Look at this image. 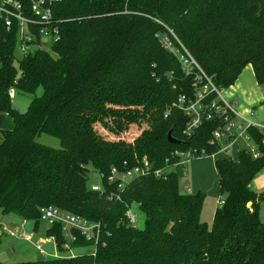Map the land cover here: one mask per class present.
<instances>
[{"label":"trees","instance_id":"obj_1","mask_svg":"<svg viewBox=\"0 0 264 264\" xmlns=\"http://www.w3.org/2000/svg\"><path fill=\"white\" fill-rule=\"evenodd\" d=\"M15 1L37 19L38 0ZM43 6L58 39L41 49V27L30 25L36 50L21 59L19 23L8 28L0 15V112L14 122L0 142V210L33 221L38 232L41 209L54 207L101 223L102 237L93 253L14 264H264V192L250 188L264 169V132L249 130L258 157L243 148L236 161H216L224 199L211 226L201 219L203 192L183 194L172 170L166 179L153 174L175 163L174 151L219 150L209 141L223 119L204 121L188 135L190 118L178 107L181 97L196 98L199 72L223 91L251 66L264 86V0H45ZM164 39L198 69L187 74ZM38 87L44 93L26 112L14 108L10 91L34 95ZM217 97L212 92L204 102ZM170 130L181 145L167 142ZM41 134L57 138L61 148L39 143ZM144 159L150 175L123 191L118 181L108 182L113 169L124 173ZM91 174L102 191L89 186ZM133 205L144 215L142 229L126 217ZM46 237L64 252L60 224L48 226ZM93 246L82 237L70 244Z\"/></svg>","mask_w":264,"mask_h":264},{"label":"built area","instance_id":"obj_2","mask_svg":"<svg viewBox=\"0 0 264 264\" xmlns=\"http://www.w3.org/2000/svg\"><path fill=\"white\" fill-rule=\"evenodd\" d=\"M53 1V0H50ZM45 0H38L32 5V11L37 16L35 20L28 19L22 7V4L15 0H3L0 3V15L5 18V24L10 28L13 21L19 23L20 26V43L18 45L19 51H24L27 53L31 50V43L33 42V36L29 32L30 25L40 26L41 33V44L50 43L57 41L58 30L53 28L49 30V25L52 20V13L49 8L44 7ZM46 25V26H45ZM167 49L173 52L179 57L184 71L190 74L194 69H198V65L195 60L183 49L184 53L173 48L172 44L168 39H164ZM41 45V46H42ZM39 45V47H41ZM32 51V50H31ZM197 83L202 84L200 90L197 92L196 98L194 100H187L185 97H181L178 101V107L190 118L187 125V130L185 133L188 135L196 128H198L204 121H209L215 118L223 119L224 125L213 131L209 143L211 145H218L219 150L216 154L221 152H230L232 147L239 143L241 140L252 141L249 130L252 128L258 129L264 132V124L256 123L251 120L255 117L254 112H249L250 116H245L238 111H236L222 96V91H217L215 86L212 84L211 80L207 79L204 73L199 72L197 75ZM216 92L218 97L210 102L205 103L207 96ZM10 96L14 97V91H10ZM254 143V142H253ZM248 149L253 157H258L259 153L254 145L251 147H244ZM240 151V150H239ZM208 154L205 150L191 149L188 151H174L172 153V159L175 163L166 171L157 170L153 174L157 178H165V172L175 171L177 167L185 168L192 160L207 157ZM152 173L151 166L147 161L143 160V165L136 166L132 169L127 170L124 173H120L116 169L111 171L108 177L109 183L119 182V190L123 191L127 184L134 178L140 176H147ZM93 191H102V186L100 184H95L92 186ZM109 200L114 199V194L108 196ZM117 199L119 197L117 196ZM219 204V203H218ZM126 217L131 226L136 227L137 217L134 215L131 209L126 213ZM40 220L47 223L48 226H54L60 224L63 235L66 239L64 244L65 249H71L70 244L77 241L79 237L85 238L86 241H91L94 243V252L97 249L98 244L102 237V224L97 222H90L81 218L80 216L65 213L54 207H45L41 209ZM23 238L26 240H32L31 235L23 234ZM50 241L54 242L56 248V242L54 237L48 238ZM37 249L41 254L44 253L40 243H37Z\"/></svg>","mask_w":264,"mask_h":264},{"label":"rangeland","instance_id":"obj_3","mask_svg":"<svg viewBox=\"0 0 264 264\" xmlns=\"http://www.w3.org/2000/svg\"><path fill=\"white\" fill-rule=\"evenodd\" d=\"M50 44H43L40 48L49 50ZM32 50H36V47H30ZM24 51H16V58L21 59L23 57ZM242 81L247 83V85L251 86V93L249 95L250 101L255 100V108L251 109L257 114L253 119H264V86H259L255 78L253 76L252 68L249 66L245 68L242 73ZM44 93L43 87H38L34 95L29 94H20L16 93L12 98V104L14 108H16L19 112L24 113L27 111L30 103L35 98L41 97ZM231 92L227 90H223L221 96L239 113L243 114L244 99L242 100L239 97H230L229 94ZM244 105V106H242ZM250 110V111H251ZM249 116V115H246ZM133 131L136 132L135 128H132ZM39 143L49 146L54 149L61 148L60 141L57 138L52 136L41 134L36 139ZM254 143L252 141L241 140L238 144L232 147L230 152H221L215 154L213 156L202 157L198 159L192 160L188 165L183 167H177L175 169L176 173L180 179L181 192L183 194H193L199 191L203 192L206 195L204 202V214L208 215V219L211 218L212 214L215 211V208L218 205V201H222L224 196L220 193V185H219V176L218 172L215 168V163L219 159H232L236 161L239 157V150L244 147H254ZM264 174V169L254 178L253 181L258 179L260 175ZM252 181V182H253ZM89 186L100 184V180L97 174H91L89 178ZM252 184V183H251ZM253 187V184H252ZM132 212L137 217V228L142 229L144 227V215L140 212L137 205H133L131 207ZM1 211V210H0ZM9 219H19L16 216L5 217L3 223H0V238L2 240V246L0 247V260L6 264H14L20 262H30L37 261L39 258H43L45 260L53 259V258H74L79 255H85L89 253H93L95 248H80V249H65L64 252L58 251L54 242H51L48 246H44V249L47 253L41 254L36 248V242L39 238L47 239L46 237V229L48 224L41 221L39 223V231L35 235L33 240L27 241L23 238V234L19 231L17 227L11 226L8 222ZM2 224L4 227H1ZM210 224V223H209ZM34 222H27L25 229H29L33 227ZM15 250V252L13 251ZM16 251L18 255H16ZM5 256L9 257V259H5ZM55 256V257H54Z\"/></svg>","mask_w":264,"mask_h":264},{"label":"crops","instance_id":"obj_4","mask_svg":"<svg viewBox=\"0 0 264 264\" xmlns=\"http://www.w3.org/2000/svg\"><path fill=\"white\" fill-rule=\"evenodd\" d=\"M249 67L252 68L251 66H249ZM253 76H254V73H253ZM241 78H242V74L239 77V79L237 80V82L235 83V85L232 86L231 88H229L228 90L231 92L229 94L230 97H239L242 100L244 99L243 100L244 101L243 104L246 105V106H244V105H242V106H244L243 107V109H244L243 113L246 116V115H249V112H254V110H251V109L255 108L254 105L257 102H255V100H253V101L251 100L250 101L249 99H246V98H249V95L251 93V86L247 85V83H244ZM254 78H255V76H254ZM255 116H257L256 113H255ZM251 120L255 121L256 123L264 124V119H251ZM13 128H14L13 119L7 113L0 112V142L3 140L2 131L12 130ZM252 184H253V187H252ZM252 184L250 185V188L254 192H256V193L264 192V174L263 175L261 174L258 179H256L255 181L252 182ZM193 194H195V193H193ZM220 201H218V203ZM216 208H215V211H216ZM215 211L212 214L211 218L208 219V217H207L208 215L204 214V207H203L201 219L208 226H211V224L213 222ZM259 217H260V219L262 221H264V202H262L261 205H260ZM4 220H5V217L2 216V212L0 211V223H3ZM8 222L10 223L11 226L17 227L19 229V231L21 232V234L25 233L27 235H31L32 236V240L34 239V237H36L35 235L38 233V232H36L34 230V225H33V227H31V228H29L27 230L25 229V231L23 232V229L25 228L26 223L27 222H33V221H23V220H21L19 218V219H16V221H14L13 219H9ZM2 227H4L3 224H2ZM0 240H1V238H0ZM27 241H31V240H27ZM38 242L40 243V246H41L42 250L44 251V254L47 255V253H46V251L44 249V246H48L49 244H51L52 241H50L48 238L47 239L39 238V240L36 242V245H37ZM1 246H2V240H1L0 247ZM13 251L15 252V250H13ZM16 255H18L17 251H16ZM5 259H9V257L5 256Z\"/></svg>","mask_w":264,"mask_h":264},{"label":"water","instance_id":"obj_5","mask_svg":"<svg viewBox=\"0 0 264 264\" xmlns=\"http://www.w3.org/2000/svg\"><path fill=\"white\" fill-rule=\"evenodd\" d=\"M172 130H170L169 132H168V134H167V142L169 143V144H171V145H181L182 144V142L181 141H179V140H177V139H175L174 137H173V134H172ZM2 227V226H1ZM43 259L42 258H39L37 261H42Z\"/></svg>","mask_w":264,"mask_h":264}]
</instances>
